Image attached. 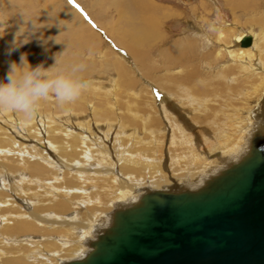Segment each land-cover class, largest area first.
<instances>
[{"label":"rangeland","instance_id":"rangeland-1","mask_svg":"<svg viewBox=\"0 0 264 264\" xmlns=\"http://www.w3.org/2000/svg\"><path fill=\"white\" fill-rule=\"evenodd\" d=\"M232 1L239 5L241 3V6L236 4L229 6L225 0L158 1L160 5L168 6L177 13L174 17L167 18L163 22L165 35H163V40L156 39L153 36L149 42L139 43L137 44L139 47H137L135 46L136 44L132 46L131 43L130 45L127 44L128 37L126 32H130V28H135L132 18L130 19L127 16L128 14L129 16L133 14V19L136 20L138 18L137 11L133 10V6L127 4L128 0H71V2L70 0H60V2L59 0H0V79L6 74L8 62L11 60L18 61L21 53L27 55V59L32 66L44 63V66L48 67L54 63V54L63 52L66 49L61 57L62 62L70 64L75 60L73 63L84 64L85 70L82 76L88 81V88L78 98L79 100H86V104H84L86 112L81 114L79 119L93 122L90 124L95 126L110 125L112 131L110 130L108 137L105 136L103 138L102 135L104 136V134L100 130L96 131L99 135L93 133L94 136L105 139L104 145L106 144L107 150L114 153L122 145V148H126V145L131 146L132 143L128 141L129 137L126 141L127 143L121 142V146L119 145V140L117 142L113 139L110 140L119 132V126L127 127L136 138L142 142L145 140L143 143L152 148L151 152L154 148V143L157 144L159 142L162 144L159 147H164L166 150L167 166H170L171 163L168 155L173 152H182L183 155L180 157L185 156L183 160L171 155L173 158L181 159V165H172L169 168L174 167L171 171H174V169L179 170L187 159H190L189 163L193 160L192 152L196 151L195 153H201V155L205 153L210 145L216 144L224 134H227V130L230 132L231 129L229 127L232 128V125L236 124L237 118H240L245 107H254L256 104L257 94L255 93L257 90L253 85H257L256 88H258L260 86V75L263 74L262 76H264V42L261 39L264 34V0ZM119 11H121V14ZM122 14H125V16L120 19ZM78 29L79 31L76 32ZM222 29L225 31L223 39L220 40L218 36ZM239 30L245 31L246 35H256L258 37V45L262 47L257 59L261 64L263 63L262 68L257 69L255 72L257 75L253 74L251 77L239 76L238 64L236 62H234V65L232 64V57H230L224 46L226 45L224 44L225 42L234 39L233 36ZM17 32L18 39L27 40V42L9 56L6 54L7 49ZM210 35L212 40H209ZM55 36L60 42L48 41V50L45 51L42 38ZM76 41H86L85 44L87 46L80 45ZM123 46L124 48H122ZM216 50H221L220 56L216 55ZM213 64L214 66L212 67L211 65ZM221 67H224L222 69L224 72ZM118 69L121 73L118 72ZM216 70L217 72L215 73ZM175 73H178V75ZM218 73L219 75L223 74V76L221 77L220 75L218 78ZM169 77L172 78V82ZM211 81L215 85H212ZM204 86L205 88L203 89L205 91L202 89ZM208 86H211L213 90H210L211 88L207 89L209 88ZM224 86L228 89H222ZM250 89L252 90L250 91ZM167 90L169 92H165ZM190 90L194 91L195 94L201 93L202 98L200 94V96L196 94L195 97L192 95L194 92ZM242 91L246 93H242ZM189 94L194 96L193 99H197V103ZM252 96L253 98H251ZM48 99L53 101V103L56 102L53 97ZM200 99L205 101L203 100L202 102ZM198 102H202L200 103L201 105ZM206 102H209V106L206 105ZM51 104L52 102H50ZM195 104H198L197 109L199 108V112H196ZM202 104L204 105L202 106ZM91 106H95L97 110L105 106V108H101L103 109L101 112L104 111L106 114L103 112V115L100 116L96 113L94 116V113L91 112ZM193 110L196 114L193 113ZM203 111H208V114ZM3 114L5 116L7 112ZM200 114L202 115L201 118H199ZM4 116L2 117L4 121H0V125L6 122ZM176 120L182 124V127L179 122L177 125ZM156 124H158V127L156 126L157 128L154 130L153 127ZM6 125L9 126L8 121ZM95 126H93V129H95ZM159 126H162V128ZM220 128L222 131H220ZM160 130L162 134H159ZM215 132L221 134H217L216 137ZM210 135L216 138L213 137V140L211 137L212 139H204V142L202 141L204 137L206 138L207 136L209 138ZM40 136L44 142L46 133H43V128ZM186 136H190L193 143L189 145L188 143H183L189 139ZM198 136L200 139L197 138ZM46 138L48 139V136ZM28 141L33 144L39 142L37 138H31ZM40 146L43 147V145ZM192 147L193 151H191ZM124 175V178H126V174ZM11 180L9 179V181Z\"/></svg>","mask_w":264,"mask_h":264},{"label":"bare ground","instance_id":"bare-ground-1","mask_svg":"<svg viewBox=\"0 0 264 264\" xmlns=\"http://www.w3.org/2000/svg\"><path fill=\"white\" fill-rule=\"evenodd\" d=\"M158 1L163 2L166 0H128L127 4L133 6V10L137 11L138 17L135 20L133 19V14L129 16L127 13V17L132 18L135 27L130 28V32L125 31L128 37V45L131 43V46L134 44L137 46L139 43L149 42L153 36L156 39L163 40V22L167 18L174 17L177 12L171 10L168 6L160 5ZM225 2L229 6H234L235 4L241 6V3L239 5L232 0H225ZM129 11L131 12V10ZM119 13L121 14V11ZM125 14H122L120 19ZM224 31L222 29L219 32L218 38L220 40L223 39ZM83 32L86 33L85 31ZM120 34L122 33L120 32ZM245 35V31L239 30L233 36L234 39L225 42L224 44L226 45L224 46L230 57H232V64L234 65V62L238 64L239 76L251 77L256 74L257 69L262 68L263 63L261 64L257 60L262 47L258 45V37L256 35L252 36V45L242 47L241 40ZM79 38L81 39L80 36ZM210 38L211 35L209 40H212ZM261 39L264 42V34ZM86 41L76 42H79L80 45H86ZM216 52V55H221V50H216ZM141 55L143 56L142 53ZM73 62L75 60L70 64H73ZM211 66L213 67L214 64ZM223 68L221 67V70ZM118 72L121 73L119 69ZM171 73L173 72L171 71ZM175 74L178 75V73ZM220 75L221 77L223 76V74ZM262 75H260L261 77L259 76L260 86L256 88L257 85H253L257 90L255 93L257 94V100L256 104L254 102V107H245L240 118H237L236 124H233L232 128L229 127L231 129L230 132L227 130V134H224L216 144L210 145L209 148L207 147V151L205 150L206 152L202 155L201 153H195L196 151L192 152L193 160L189 163L190 159H187L179 170L174 169L175 172L171 171L174 167L171 169L169 167L181 163V159L183 160L185 157H180L183 155L182 152L171 153V155L181 158L180 160L168 155L171 163L170 166H167L166 150L164 147H159L162 144L159 142L157 144L154 143V148L151 152L152 148L143 143L145 140L142 142L136 138L127 127L119 126V132L110 140L113 139L115 142L119 140L120 145L121 142L127 143L126 141L129 137L130 140L128 139V141L132 143L131 146L126 145V148H122L123 145H120L121 148H118L119 150L114 151V153L109 152L105 146L106 144L104 145L105 139L103 138L105 136L108 137L110 130L112 131L110 125L107 122V126H95L92 124L95 126V129H93L90 124L93 122L79 119L80 115L86 112L84 110L86 100L84 101V99H78V101L76 100L74 103L65 106H60L56 102H54V105L53 101L49 99L41 101L37 113L28 121H22L20 115L15 112H7L5 116L3 114L5 112H0V121H4L2 119L3 116L6 119V122L0 125V264H65L70 260L81 258L89 251L91 240L95 239L104 228L112 223L115 210L125 204L137 202L145 191L149 189H180L183 186L193 189L199 188V185H202L205 179L239 158L247 150L254 132L264 127V76ZM170 77L171 81L172 78ZM211 84L213 85L214 83L211 81ZM211 86H208L209 88L207 89L211 88L210 90H213L212 87L214 88V86ZM222 89H226L225 86ZM203 91L205 90L203 89ZM165 92H169V90ZM244 92L242 91V93ZM171 94L173 93L171 92ZM196 94L195 92L192 93L194 96ZM199 94L201 95V93ZM176 95L178 96V94ZM192 95L190 96L193 99L194 96ZM215 95L217 94L215 93ZM193 100L196 102L197 99L194 98ZM200 100L203 102L202 99ZM50 102H52L51 105ZM208 103L206 104L207 106H209ZM74 104L76 105L75 107ZM197 105L196 112H199ZM51 107L53 108L50 110ZM91 107V112L94 113V116L96 113L100 116L103 115L104 111L101 112L103 110L101 108H105V106L99 108V110L95 106ZM203 112L207 113L208 111ZM193 113H195L194 110ZM201 117L202 115L200 114L199 118ZM230 117L232 118V116ZM7 121L9 126L6 125ZM179 121L181 120L179 119ZM179 125L182 127L180 122ZM156 126L158 127V124L153 127L154 130L157 128ZM41 127L43 128V133H46L44 142L40 136ZM159 127L162 128V126ZM187 127L189 126L187 125ZM221 128L220 131H222ZM99 130L104 134L102 139L93 135V133L98 134ZM24 132L26 133L23 134ZM217 132L219 131L217 130ZM159 134H162L161 130ZM47 136L48 139H45ZM186 137L190 140L187 138L188 140L183 143H188V145L193 143L190 136ZM211 137V135L209 138L206 136L202 141L204 139H212L215 136ZM31 138H37L39 141L37 144H39L29 143L28 140ZM197 138L200 139L199 136ZM40 145H43V147ZM193 147L191 151L194 150ZM124 174H126V178H124ZM9 179L12 180L9 181Z\"/></svg>","mask_w":264,"mask_h":264},{"label":"water","instance_id":"water-1","mask_svg":"<svg viewBox=\"0 0 264 264\" xmlns=\"http://www.w3.org/2000/svg\"><path fill=\"white\" fill-rule=\"evenodd\" d=\"M89 248L65 264H264V127L199 188L149 189L116 209Z\"/></svg>","mask_w":264,"mask_h":264},{"label":"clouds","instance_id":"clouds-1","mask_svg":"<svg viewBox=\"0 0 264 264\" xmlns=\"http://www.w3.org/2000/svg\"><path fill=\"white\" fill-rule=\"evenodd\" d=\"M50 40L60 42L57 36L42 38L45 51ZM26 42L18 39L17 32L6 54L10 56ZM65 50L54 54V63L48 67L44 63L32 66L24 53L18 61H9L6 74L0 79V112H15L22 121H28L37 113L40 102L49 97L60 106L74 103L88 88V81L82 76L84 64L62 62Z\"/></svg>","mask_w":264,"mask_h":264},{"label":"snow or ice","instance_id":"snow-or-ice-1","mask_svg":"<svg viewBox=\"0 0 264 264\" xmlns=\"http://www.w3.org/2000/svg\"><path fill=\"white\" fill-rule=\"evenodd\" d=\"M70 2H71V0H70ZM77 7H79V6H77Z\"/></svg>","mask_w":264,"mask_h":264}]
</instances>
